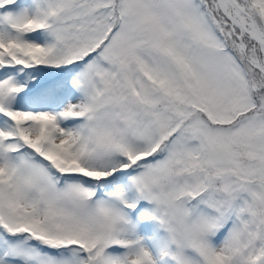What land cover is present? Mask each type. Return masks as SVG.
<instances>
[{"label": "snow or ice", "instance_id": "1", "mask_svg": "<svg viewBox=\"0 0 264 264\" xmlns=\"http://www.w3.org/2000/svg\"><path fill=\"white\" fill-rule=\"evenodd\" d=\"M0 264H264V0H0Z\"/></svg>", "mask_w": 264, "mask_h": 264}]
</instances>
